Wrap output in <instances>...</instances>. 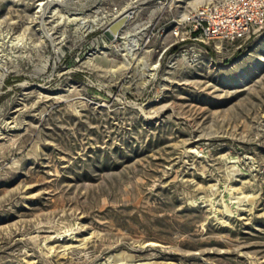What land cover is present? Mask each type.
Returning a JSON list of instances; mask_svg holds the SVG:
<instances>
[{
  "label": "rangeland",
  "instance_id": "rangeland-1",
  "mask_svg": "<svg viewBox=\"0 0 264 264\" xmlns=\"http://www.w3.org/2000/svg\"><path fill=\"white\" fill-rule=\"evenodd\" d=\"M39 1L0 0V264H264V28L193 47L158 29L197 0Z\"/></svg>",
  "mask_w": 264,
  "mask_h": 264
},
{
  "label": "built area",
  "instance_id": "built-area-1",
  "mask_svg": "<svg viewBox=\"0 0 264 264\" xmlns=\"http://www.w3.org/2000/svg\"><path fill=\"white\" fill-rule=\"evenodd\" d=\"M137 12L138 7L134 3L113 8V13L110 14L111 19L102 23H107L105 31L123 17L126 21L112 40H116L121 35L124 27ZM263 28L264 0H213L175 17L170 24L161 26L158 32L160 36L174 40L173 43L191 41L193 47H197L196 45L200 42L208 44L222 42L223 45L225 42L243 44Z\"/></svg>",
  "mask_w": 264,
  "mask_h": 264
},
{
  "label": "bare ground",
  "instance_id": "bare-ground-1",
  "mask_svg": "<svg viewBox=\"0 0 264 264\" xmlns=\"http://www.w3.org/2000/svg\"><path fill=\"white\" fill-rule=\"evenodd\" d=\"M48 0H41L37 3V11H42L45 8V4ZM201 2V3H208V2H212V0H197L196 3ZM43 13V12H42ZM45 16V15H44ZM71 20V19H70ZM97 23V21L95 22V24ZM95 24H88L89 28H93L95 26ZM25 40L24 36L19 35L16 38L12 39L10 42L12 44L16 43V44H20L23 43Z\"/></svg>",
  "mask_w": 264,
  "mask_h": 264
},
{
  "label": "water",
  "instance_id": "water-1",
  "mask_svg": "<svg viewBox=\"0 0 264 264\" xmlns=\"http://www.w3.org/2000/svg\"><path fill=\"white\" fill-rule=\"evenodd\" d=\"M126 21V18L123 17L119 20H117L116 22H114L111 26L110 29H107L105 31V33L111 38L114 39L115 38V34L120 32V29L123 27L124 23Z\"/></svg>",
  "mask_w": 264,
  "mask_h": 264
},
{
  "label": "crops",
  "instance_id": "crops-1",
  "mask_svg": "<svg viewBox=\"0 0 264 264\" xmlns=\"http://www.w3.org/2000/svg\"><path fill=\"white\" fill-rule=\"evenodd\" d=\"M222 45V44H219V46Z\"/></svg>",
  "mask_w": 264,
  "mask_h": 264
}]
</instances>
